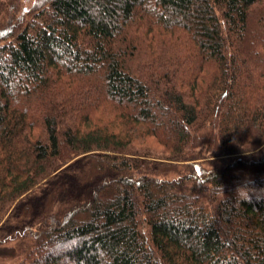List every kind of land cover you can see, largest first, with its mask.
<instances>
[{"label": "trees", "instance_id": "1", "mask_svg": "<svg viewBox=\"0 0 264 264\" xmlns=\"http://www.w3.org/2000/svg\"><path fill=\"white\" fill-rule=\"evenodd\" d=\"M0 264H264V0H0Z\"/></svg>", "mask_w": 264, "mask_h": 264}, {"label": "rangeland", "instance_id": "2", "mask_svg": "<svg viewBox=\"0 0 264 264\" xmlns=\"http://www.w3.org/2000/svg\"><path fill=\"white\" fill-rule=\"evenodd\" d=\"M231 159L232 157L227 155L202 153V156H200L199 159L194 160V162H202L201 164L204 167H209L212 163L217 165L225 164ZM67 165L68 164H64L60 166L59 169L61 170V174L64 171L63 169H65V167L67 168ZM51 188L52 183H46L20 198L13 208H11L6 214L2 226L11 229H20L24 225H27L34 218L42 200Z\"/></svg>", "mask_w": 264, "mask_h": 264}]
</instances>
